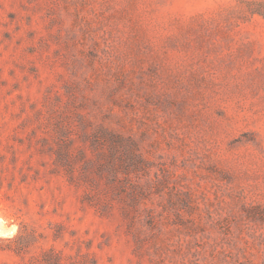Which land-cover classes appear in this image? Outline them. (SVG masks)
I'll return each mask as SVG.
<instances>
[{
	"label": "rangeland",
	"instance_id": "rangeland-1",
	"mask_svg": "<svg viewBox=\"0 0 264 264\" xmlns=\"http://www.w3.org/2000/svg\"><path fill=\"white\" fill-rule=\"evenodd\" d=\"M0 264H264V0H0Z\"/></svg>",
	"mask_w": 264,
	"mask_h": 264
}]
</instances>
